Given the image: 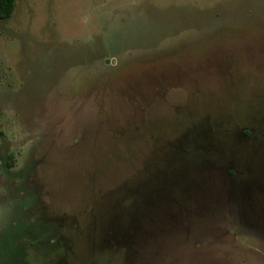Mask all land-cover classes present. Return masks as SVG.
Instances as JSON below:
<instances>
[{
    "label": "rangeland",
    "instance_id": "rangeland-1",
    "mask_svg": "<svg viewBox=\"0 0 264 264\" xmlns=\"http://www.w3.org/2000/svg\"><path fill=\"white\" fill-rule=\"evenodd\" d=\"M14 2L0 264H264V0Z\"/></svg>",
    "mask_w": 264,
    "mask_h": 264
},
{
    "label": "trees",
    "instance_id": "trees-1",
    "mask_svg": "<svg viewBox=\"0 0 264 264\" xmlns=\"http://www.w3.org/2000/svg\"><path fill=\"white\" fill-rule=\"evenodd\" d=\"M14 7V0H0V23L11 17Z\"/></svg>",
    "mask_w": 264,
    "mask_h": 264
}]
</instances>
